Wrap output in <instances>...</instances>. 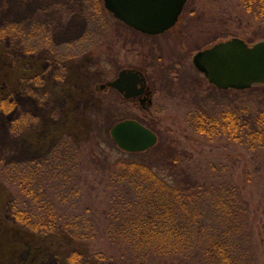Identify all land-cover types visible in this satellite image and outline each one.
<instances>
[{
    "label": "rangeland",
    "instance_id": "rangeland-1",
    "mask_svg": "<svg viewBox=\"0 0 264 264\" xmlns=\"http://www.w3.org/2000/svg\"><path fill=\"white\" fill-rule=\"evenodd\" d=\"M251 5L246 9L243 0H187L173 28L147 37L117 20L102 0H0V28L17 23L25 38L33 37L34 49L25 53L18 40L0 44V99L16 93L21 99L18 112L36 119L15 140L5 136L0 158L23 163L45 155L63 136L78 142L88 134L86 118L97 113L116 122L127 118L142 121L156 133V144L164 146L165 141L175 140L186 150L189 157L181 154L183 164L205 186L200 223L206 231H200L190 257L180 263L200 264L207 239L221 228L229 231L227 237L237 246V264H262L264 153L226 137L199 139L192 124L202 111L220 116L246 106L264 107L263 88L222 91L209 85L192 64L198 49L218 40L238 37L250 44L263 40L264 26L255 15V3ZM121 68H137L148 77L153 92L148 110L110 88L99 90ZM97 105L104 106L103 111ZM104 138L103 150L114 160L120 150L105 133ZM84 178L87 196L107 198L98 176L86 174ZM227 188L237 192L231 213L234 219L225 218L217 205L221 198L214 199ZM11 198L8 187L0 183V264H38L50 254L59 257L62 251L57 246L67 248L68 237L43 239L8 221L5 204ZM94 207L106 205L96 201ZM236 223L239 227L233 230ZM81 248L84 252L91 249L87 245ZM117 249L125 264H134L126 252L117 247L113 250Z\"/></svg>",
    "mask_w": 264,
    "mask_h": 264
},
{
    "label": "trees",
    "instance_id": "trees-1",
    "mask_svg": "<svg viewBox=\"0 0 264 264\" xmlns=\"http://www.w3.org/2000/svg\"><path fill=\"white\" fill-rule=\"evenodd\" d=\"M243 1L246 9L255 3V15L264 26V0ZM17 25L0 28V44L18 40L25 53H33V37L25 38L23 28ZM37 80L40 82L41 76ZM257 87L264 89V84L227 90L243 92ZM16 95L10 92L0 99V151H4L3 143L15 140L36 121L29 113L18 112L21 99ZM95 104L90 101L89 105ZM99 107L103 111L104 106ZM86 121L88 134L78 142L63 136L45 155L23 163L0 158V183L12 194L5 204L6 219L43 239L68 237L71 243L67 248L57 246L62 251L59 257L50 254L38 264H125L122 253L113 250L115 247L139 264H176L177 259L181 264L195 248L196 236L206 231L200 223L205 186L183 164L181 154L185 155L186 150L175 140L165 141L164 146L155 144L143 152H126L116 145L120 156L110 160L103 150L107 141L104 133L112 139L110 126L116 120L108 116L102 119L97 113ZM192 124L199 139L226 137L264 153V107L246 106L224 111L220 116L202 111L196 113ZM86 174L100 178L108 194L106 199L87 196L82 187L87 184ZM236 193L227 188L223 195L217 193L214 197L221 198L217 205L225 218H235L231 213ZM96 201L106 207H94ZM243 201L247 209L246 199ZM236 225L233 230L239 227ZM227 233L220 228L207 239L200 264H237V246ZM83 245L91 249L84 252Z\"/></svg>",
    "mask_w": 264,
    "mask_h": 264
},
{
    "label": "water",
    "instance_id": "water-1",
    "mask_svg": "<svg viewBox=\"0 0 264 264\" xmlns=\"http://www.w3.org/2000/svg\"><path fill=\"white\" fill-rule=\"evenodd\" d=\"M105 9L116 19L145 34H160L175 25L186 0H102ZM194 68L213 86L221 89L244 90L264 84V40L249 45L233 37L198 50L192 56ZM140 73L122 70L119 77L105 86L113 87L125 97L135 95L127 79L143 81ZM144 85L140 88L142 93ZM115 144L126 152H143L157 142L154 131L135 119H123L110 129Z\"/></svg>",
    "mask_w": 264,
    "mask_h": 264
},
{
    "label": "flooded vegetation",
    "instance_id": "flooded-vegetation-1",
    "mask_svg": "<svg viewBox=\"0 0 264 264\" xmlns=\"http://www.w3.org/2000/svg\"><path fill=\"white\" fill-rule=\"evenodd\" d=\"M180 17V16H179ZM179 17H178V20H177V22L179 21ZM176 22V23H177ZM176 25V24H175ZM174 25V26H175ZM127 26V25H126ZM173 26V27H174ZM129 28H131L130 26H128ZM173 27H171V28H173ZM170 28V29H171ZM131 29H133V28H131ZM169 29V30H170ZM134 30V29H133ZM169 30H167V31H164L163 33H160V34H155V35H151V34H145V33H142V32H139V31H137V30H134V31H136V32H138V33H140V34H143L144 36H147V37H157V36H160V35H163V34H165L166 32H168ZM180 34H182L183 35V33L181 32ZM122 70H126V71H132V72H138V73H140L138 76H139V79H143V81H141V82H137L136 84L134 83V84H132L133 83V81L134 80H132V78H130V79H127V81H126V84L128 85V86H130V90H131V92L132 93H134L135 95H131L130 97H125L124 96V94L123 93H120V92H118L115 88H113V87H109V86H105L104 88H101L100 86H101V84H100V86H99V88L101 89V90H104V89H106V88H110V89H112V90H114L116 93H118L119 95H121L125 100H136L139 104H140V106H141V108H143V109H146V110H148L149 109V105L151 106V104H152V99H151V97H152V95H153V92H152V89H151V86L148 84V77L146 76V74L142 71V70H140V69H137V68H121V69H119V70H117V72L115 73V75L113 76V79H111V80H109V81H107V82H105V83H102V84H107L108 82H111V81H114L115 79H117L118 77H119V73H120V71H122ZM170 71H174L173 69H171ZM144 85V89H143V91H142V93H139L140 91V88L142 87Z\"/></svg>",
    "mask_w": 264,
    "mask_h": 264
}]
</instances>
